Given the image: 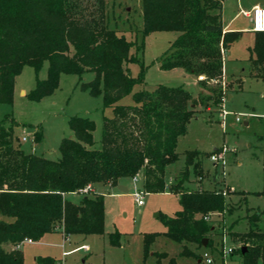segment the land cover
Listing matches in <instances>:
<instances>
[{
    "label": "trees",
    "instance_id": "obj_1",
    "mask_svg": "<svg viewBox=\"0 0 264 264\" xmlns=\"http://www.w3.org/2000/svg\"><path fill=\"white\" fill-rule=\"evenodd\" d=\"M222 1L142 0L143 36L178 34L160 58L161 70L182 69L197 78L220 80L225 51L241 37L240 32L223 31ZM141 48L109 29L104 0H0V105L12 104L15 79L23 67L38 73L47 63L46 78H36L27 94L31 102L53 94L62 74L81 80L92 73L93 79L80 88L101 96L102 107L113 112L111 118L103 119L99 149L93 148L94 122L70 118L71 135L62 139L56 161L25 154L16 144L14 119L6 116L0 122V215L9 219L0 221V264H23L22 253L14 247L24 239L37 242L57 231L65 237L102 234L103 195H82L78 204L65 198L87 185L116 187L119 180L140 174L144 194L167 192L165 169L178 161L177 142L194 117L197 101L180 88L158 86L151 92L133 93L132 105H116L144 82L145 70L138 57ZM247 51L251 76L264 81V32H254ZM130 64L140 65L137 77L131 76ZM224 96L227 93L218 87L207 96L200 95L199 104L207 110L209 103L220 105ZM40 136L36 132L35 140ZM199 156L197 151L185 152L184 166L168 189L178 196L180 210L162 219L165 231L161 235L181 245L179 256L186 258L194 256L190 245L200 249L207 240L204 249L211 246L214 227L205 218L226 210L223 191L204 190L201 185L184 188L190 168L202 182ZM262 213L249 218L252 226L247 232L231 235L233 241L248 245L244 254L239 252L241 264H264V233L256 227ZM157 236L143 235L144 260ZM110 244L119 246L118 234L110 236ZM4 245L13 249L6 251ZM152 256L158 264L165 259L176 264L165 252ZM33 264L55 262L38 257Z\"/></svg>",
    "mask_w": 264,
    "mask_h": 264
},
{
    "label": "rangeland",
    "instance_id": "obj_2",
    "mask_svg": "<svg viewBox=\"0 0 264 264\" xmlns=\"http://www.w3.org/2000/svg\"><path fill=\"white\" fill-rule=\"evenodd\" d=\"M104 1L109 29L115 30L118 36L123 35L127 41L142 45L138 57L145 70L143 84L135 85L131 93L116 105H132L133 93L141 90L151 92L158 86H164L188 92L197 101L193 109L195 114L186 127L185 135L178 139V161L165 169L166 193L144 194L140 174L135 181L133 178L120 180L119 184L126 188V192L119 191L118 186L96 185V194L104 197L103 233L70 235L66 243L60 235L49 233L37 242L21 245L18 251L23 255V264H33L36 253L39 257L52 258L55 264H158L152 254L162 252L167 253L168 258H174L176 264H204L200 259L205 250L220 254L222 262L214 252L216 264H241L239 252L242 248L247 250L248 245L233 241L231 235L247 232L252 226L249 218L264 210V81L251 76L249 70L247 48L252 45L254 34L245 30L251 28L250 20L242 14L237 17L233 27L238 29L236 32H240L241 37L225 51L222 77L213 81L202 76V83L205 84L202 88L197 77L182 69H160V58L178 34L155 32L143 36L142 0ZM223 4L225 6L226 0L222 1ZM229 7L228 4L222 19L224 24L235 14L234 8L229 10ZM128 67L131 76L137 77L140 65L130 64ZM46 69L47 63L38 73L32 67H23L15 79L12 104L0 105V122L6 116L14 119L17 124L13 127V133L19 140L16 144L25 154L56 161L60 158L62 139L71 135L68 120L72 117L88 118L95 124L93 148L99 149L103 119L111 118L113 112L112 108L102 107L101 96H91L87 90L80 88L81 83L91 81L94 75L86 73L80 80L77 76L62 74L53 94L39 102H31L27 94L35 87L36 78H46ZM218 87L227 96L223 97L220 105L209 103V108L204 109L199 104L200 95L207 96ZM22 92L24 95H21ZM38 131L41 136L36 141L35 133ZM23 137L25 141L21 140ZM187 151L200 153L203 179L199 183L190 168L189 182L184 184V188L194 190L201 185L204 190L223 191L226 194L225 212L209 215L214 227L211 246L207 249L188 246L194 254L189 258L179 256L181 245L161 235L165 231L162 219L172 217L180 210L178 196L168 189L184 166ZM213 154L217 160L220 158L218 163L210 160ZM136 193L143 197L141 206L136 203ZM82 197L72 194L68 195V200L78 204ZM0 221L8 222L9 219L0 215ZM256 227L264 233V213ZM114 233L118 234L119 246L110 244V236ZM153 233L158 236L144 260L143 235ZM83 244L88 246L89 251L79 249L63 257V252L72 251ZM3 247L6 249V245ZM227 248H232L233 252L226 256L224 249ZM159 264H167V259Z\"/></svg>",
    "mask_w": 264,
    "mask_h": 264
},
{
    "label": "crops",
    "instance_id": "obj_3",
    "mask_svg": "<svg viewBox=\"0 0 264 264\" xmlns=\"http://www.w3.org/2000/svg\"><path fill=\"white\" fill-rule=\"evenodd\" d=\"M224 2V0H223ZM231 2V4H230ZM229 4V10L231 8H234V11H235V14L234 16L229 20V22L226 24H224L223 22V17H224V13L226 12V7L228 6ZM227 5V6H226ZM255 7H263L264 8V0H226V4L224 6V4L222 5V11H221V22H222V27H223V31L224 32H236L238 31L237 28H234L233 25L235 24L236 22V19L237 17H239L240 14H242L244 17L248 18L250 20V13L251 11L255 8ZM251 22V20H250ZM249 33H252L254 34L252 31H251V28L250 29H247L245 30ZM253 45V43H252ZM252 45L250 47H252ZM248 47V48H250ZM226 53V52H225ZM225 55V54H224ZM21 95H24V92L21 93ZM228 99L230 98V96L227 97ZM120 183V180L118 181V187L121 186V187H124L123 185L119 184ZM105 187V186H104ZM93 192L90 193V194H94L96 193V190L95 188H93ZM126 189V188H125ZM127 191V190H126ZM66 199H68V195L65 196ZM50 234H58L60 235L62 238H64V242L66 243L68 240H69V237H65L60 231H57V232H53V233H50ZM47 235V234H46ZM49 235V234H48ZM34 243V242H33ZM23 244H27V243H23ZM22 245V244H21ZM21 247V246H20ZM19 247V249H20ZM81 247H85L86 249H82ZM13 247H11L10 245H6V251H10L12 250ZM85 250V251H89V248L87 245L83 244L82 246H80L79 248H76L72 251H69V252H63V253H67V255L71 252H75L77 250ZM37 256H34L33 258V263L35 262L36 258H38L39 254L36 253ZM65 257V256H63Z\"/></svg>",
    "mask_w": 264,
    "mask_h": 264
},
{
    "label": "built area",
    "instance_id": "obj_4",
    "mask_svg": "<svg viewBox=\"0 0 264 264\" xmlns=\"http://www.w3.org/2000/svg\"><path fill=\"white\" fill-rule=\"evenodd\" d=\"M250 20H251V31L254 32H264V8L263 7H255L251 13H250ZM198 81H203V77L199 76ZM237 121H239V119H237ZM22 141H25L26 138L23 137L21 139ZM210 160L214 163H218V161L220 160V158H218L213 154L210 156ZM133 180L135 181V178H133ZM93 192V188L91 185H87L86 187H84L83 189L79 190L78 194L80 195H88L90 193ZM135 200L138 206H141L143 204V197L141 194L136 193L135 194ZM206 220L209 219L208 217L205 218ZM23 243H27V244H31L32 241L29 239H24L20 244H18L17 246L14 247V249H19V247L21 246V244ZM82 249H86L85 247H81ZM214 252L215 254H217L218 259L220 258V254H218L216 251H212V252H208V251H204V254L201 256L200 261L204 264H216V259L214 258ZM233 252L232 248H227L224 249V254L230 255ZM67 253H63V256H66ZM220 262H222V259L220 258Z\"/></svg>",
    "mask_w": 264,
    "mask_h": 264
},
{
    "label": "water",
    "instance_id": "obj_5",
    "mask_svg": "<svg viewBox=\"0 0 264 264\" xmlns=\"http://www.w3.org/2000/svg\"><path fill=\"white\" fill-rule=\"evenodd\" d=\"M17 143H19V140H18V139H17ZM118 190L121 191V192H126L125 187H121V186H119V187H118ZM206 246H207V240H203V241H202V247H203V248H206ZM241 252H242V254H244V253L246 252V249H245V248H242V249H241Z\"/></svg>",
    "mask_w": 264,
    "mask_h": 264
}]
</instances>
